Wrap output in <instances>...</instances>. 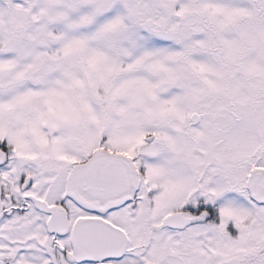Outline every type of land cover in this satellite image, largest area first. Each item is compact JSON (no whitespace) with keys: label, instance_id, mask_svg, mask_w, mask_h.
I'll return each mask as SVG.
<instances>
[{"label":"snow or ice","instance_id":"6c2138e0","mask_svg":"<svg viewBox=\"0 0 264 264\" xmlns=\"http://www.w3.org/2000/svg\"><path fill=\"white\" fill-rule=\"evenodd\" d=\"M0 264H264V0H0Z\"/></svg>","mask_w":264,"mask_h":264}]
</instances>
